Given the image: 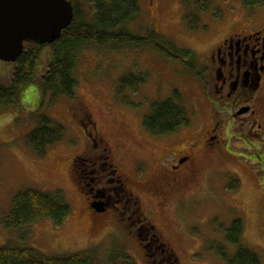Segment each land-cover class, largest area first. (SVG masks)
<instances>
[{"label": "rangeland", "instance_id": "rangeland-1", "mask_svg": "<svg viewBox=\"0 0 264 264\" xmlns=\"http://www.w3.org/2000/svg\"><path fill=\"white\" fill-rule=\"evenodd\" d=\"M138 2L140 14L130 21L127 29L140 35L154 29L163 39L190 49L196 57L192 63L203 68L207 82L214 77L211 60L218 44L229 35L259 29L258 15L262 11L261 17L264 16V6L246 7L243 0H217L202 15L199 30L192 31L185 21L188 10L181 0ZM79 4L86 20H95L94 0H79ZM166 40L162 43L168 44ZM76 58L79 59L73 75L78 85L74 99L61 95L53 99L51 93L44 94L40 81L35 79L36 82L22 88L17 107H0V247L22 244L53 257L90 250L105 255L110 250L124 249L137 264H149L133 231L121 226L111 215L97 222L90 217L85 197L75 185L71 161L83 155L87 132L82 120L86 118L97 122L101 138L114 146L117 159L133 146L145 149L147 145L138 138L141 126L144 128V116L151 111L153 103L166 100L179 89L189 109L191 125L168 135L169 144L154 150L160 159L169 152L189 151L190 145L195 144L198 150L193 155L198 165L194 177L189 178L188 199L180 203L175 197L167 212L157 204L159 198L155 194L140 187L143 213L151 216L159 227L160 235L174 249L179 264H227L217 247H226V229L236 218L245 226L242 243L260 254L264 264V180L260 179L263 183L260 187L248 166L255 152L256 157L264 156V141L252 139L258 149H242L249 141L239 140L248 129L241 131L237 122L230 133L228 128L223 129L222 146L207 148L202 132L211 129L214 118L204 84L183 64L173 62L155 49L147 46L116 49L91 43ZM182 60L188 62L190 58L182 57ZM11 67L0 61V79L6 80L4 83H10L7 70ZM129 74L145 79L136 91L126 92L132 104L116 95L118 82ZM39 114L52 117L67 129L64 139L51 147L45 157L37 156L27 141L35 127L34 117ZM158 157L149 161L148 173L137 178L140 182H146ZM259 160L253 166L257 176L264 179V164ZM135 161L132 156L123 161L127 165L124 172L130 176L134 173L132 165L136 162L142 165L141 160ZM235 171L244 180L236 188ZM31 189L49 193L64 191L73 208L72 215L62 226L43 219L20 231H9L6 220L14 197ZM228 249L232 254L237 250L233 246Z\"/></svg>", "mask_w": 264, "mask_h": 264}, {"label": "trees", "instance_id": "trees-1", "mask_svg": "<svg viewBox=\"0 0 264 264\" xmlns=\"http://www.w3.org/2000/svg\"><path fill=\"white\" fill-rule=\"evenodd\" d=\"M188 12L185 21L192 31L199 30L202 15L211 10L217 0H181ZM74 18L63 31L60 38L52 44L26 42L24 53L7 70L9 84L0 79V107H17L21 99V90L35 79L41 83L44 94L51 93L53 99L59 95L74 99L77 93V79L74 78V68L78 62L76 56L91 43L108 45L116 49L124 46L141 48L147 46L165 55L173 62L183 64L191 74L206 85L203 68L192 63L196 60L190 49H182L176 43L163 39L154 29L148 34H137L127 29L132 19L140 14L138 0H94L95 20H86L82 13L79 0H72ZM246 7L264 6V0H243ZM163 41H169L166 44ZM182 57L190 58L185 62ZM77 59V60H76ZM141 75H123L117 84L116 95L126 103L132 104L127 98V91H136L144 84ZM143 120L145 130L153 136H168L189 127L191 119L184 96L179 89L174 90L166 100L156 101L150 107ZM34 129L28 134L27 141L37 156L45 157L51 147L56 146L66 136V126L58 123L50 116L39 114L34 117ZM237 187V185L235 186ZM11 212L6 220L9 231H20L33 226L43 219L52 220L57 226H62L72 215L71 207L65 192L53 193L36 189L23 190L13 199ZM230 228L226 229V247L218 246V254L227 264H262L260 254L247 248L243 241L244 222L236 218ZM235 247V254L229 247ZM168 264H179L174 249H168ZM0 264H137L124 249L110 250L99 254L96 250L79 252L66 256H50L39 252L36 248L9 243L0 247Z\"/></svg>", "mask_w": 264, "mask_h": 264}, {"label": "flooded vegetation", "instance_id": "flooded-vegetation-1", "mask_svg": "<svg viewBox=\"0 0 264 264\" xmlns=\"http://www.w3.org/2000/svg\"><path fill=\"white\" fill-rule=\"evenodd\" d=\"M261 13L257 19V22L261 20L259 29L229 35L213 51L211 63L214 77L212 81H206L204 87L212 105L214 119L211 129L202 132L203 143L209 149L222 146L220 136L223 129L228 128L230 133L237 122L242 127L241 131L248 129L239 140L249 141V144L245 142L242 149H258L252 139L264 141V16L261 17ZM82 123L87 132L86 146L83 147V155L73 158L71 165L75 185L85 197L90 217L97 222L111 215L121 226L133 231L149 264H168V249L171 246L160 235L159 227L153 223L151 216L144 215L139 189L144 186L148 192L155 194L159 198L157 204H161L166 212L175 197H178L180 203L188 199L189 178L191 180L194 177L198 165L193 151L198 150V147L192 144L189 151L169 152L159 159L154 148L168 145L169 139L167 136L155 137L141 126L142 132L138 138L147 147L143 149L133 146L117 159L114 146L101 138L97 122L86 118ZM256 153L252 155L248 166L261 187L263 183H260V179H264L257 176V169L253 165L258 159L264 164V156L256 157ZM131 156L142 162L141 166L136 161V165H132V176L124 172L127 165L123 163ZM155 157H158L155 159L157 163L149 171L150 176L146 177V182H140L137 178L148 173L149 161ZM235 173L236 185L240 187L244 180Z\"/></svg>", "mask_w": 264, "mask_h": 264}, {"label": "water", "instance_id": "water-1", "mask_svg": "<svg viewBox=\"0 0 264 264\" xmlns=\"http://www.w3.org/2000/svg\"><path fill=\"white\" fill-rule=\"evenodd\" d=\"M74 16L69 0H0V61L15 63L26 42H56Z\"/></svg>", "mask_w": 264, "mask_h": 264}]
</instances>
